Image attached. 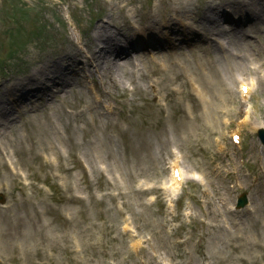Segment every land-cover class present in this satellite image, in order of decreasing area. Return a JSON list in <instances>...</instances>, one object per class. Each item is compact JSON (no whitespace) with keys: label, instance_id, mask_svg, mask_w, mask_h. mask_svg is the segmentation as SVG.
<instances>
[{"label":"rangeland","instance_id":"obj_1","mask_svg":"<svg viewBox=\"0 0 264 264\" xmlns=\"http://www.w3.org/2000/svg\"><path fill=\"white\" fill-rule=\"evenodd\" d=\"M22 1L30 10H39L49 26L45 43H30L14 60L20 72L29 74L38 61L68 57L69 40L76 43L80 32L91 41L101 22L111 23V28L124 25L125 15L118 9L131 2ZM144 1L136 4L138 10ZM5 4L0 0L1 10ZM133 9L132 5L126 9L130 18ZM95 12L99 18L90 21ZM68 13L79 16V29L64 27ZM7 27H0L2 46L7 43L3 32ZM63 32L69 36L66 43L57 40ZM250 36L254 43L239 40L227 46L236 58L217 46L211 53L207 46L205 52L194 53L185 47L184 53L170 51L158 64L142 60L137 68L107 72L103 87L110 96L103 101L116 106L114 113L95 103L91 90L77 85L74 94L51 109L16 117L15 130L0 132V193L7 197L6 205L0 206V264H264V199H258L256 192L249 193L256 213L230 233L217 228L192 234L179 227L175 202L168 207L163 201L172 196L165 184L170 164L178 159L184 172L193 176L179 194L183 192L186 206H193L198 221L203 220L202 191L222 189L221 178L210 175L221 151L209 137L217 132L232 146L223 115L236 107L226 89L236 94L239 72L254 78L252 70L264 62V33ZM9 74L8 79L0 74L1 85L19 79L16 70ZM2 87L0 100H7L11 92ZM258 96L264 112V97ZM0 110L17 115L8 103H0ZM124 223L134 233L122 231ZM134 234L150 239L147 255L143 244L140 251H133ZM241 240L261 247H238Z\"/></svg>","mask_w":264,"mask_h":264},{"label":"bare ground","instance_id":"obj_2","mask_svg":"<svg viewBox=\"0 0 264 264\" xmlns=\"http://www.w3.org/2000/svg\"><path fill=\"white\" fill-rule=\"evenodd\" d=\"M162 3H165V0H160ZM173 1V0H171ZM187 4L186 6H184V2ZM192 0H175L174 2H171L170 4L168 2H166L167 4L170 5V7L175 8L177 10H174V13L176 14V16L178 18H184V16L189 17V12L186 11L187 8L191 9L192 8ZM180 2L183 6H179ZM128 4V3H127ZM127 4L125 6H123L122 8L125 9V7L127 6ZM207 6L210 7L209 10V14L212 16H217V13L215 12V8L216 7H222V8H228V7H232L234 9V11L241 16V18L243 20L246 21L247 16L246 15H242L240 12L245 11V12H249V19L251 20V23H258L264 20V0H209L208 2L205 3ZM178 10H182V11H178ZM206 10V11H207ZM208 15L205 14L203 16V19H205ZM178 18H175L173 23H169L168 22H164L162 24H160L161 22H155L153 19H149L146 22V25L142 28V29H138V28H134L131 24L129 25V29L130 31L133 33L134 36H138L141 35L143 33H149V32H155V33H161V32H165L164 34L160 35V41H165L168 42L171 38L170 33H177V34H185L187 32L188 29H191V27L189 26H184L183 23L181 22V20H179ZM105 28H109L106 25H102L101 27H98L97 30L95 31L94 34L95 35V42L96 44H94L92 46L93 50L95 51V55L98 56V58H102V60H104L105 58H107L106 56H108V52L110 47H105V46H100V42L105 38V37H109V31ZM216 30V29H215ZM217 31V30H216ZM211 33H213L212 31H210ZM115 34H118V31L115 32ZM156 34V35H159ZM219 35H223L222 32H218ZM150 37L147 38V40ZM156 39V38H154ZM150 42V41H148ZM172 42V41H171ZM171 42L168 43V45H170L169 47H174V44H170ZM207 42H205L204 44H206ZM152 58H154V56H152ZM48 64V63H46ZM56 64V63H53ZM70 67H73L70 65ZM39 73V79H35L34 76H31L29 78V83L27 85H25V88L29 89V92L34 93L36 89H41L40 87H43L45 85H43L44 82H38L40 81V79H44L45 81H49V85H54V83H56V85L61 84V80L59 79V72L55 71V73L57 74L56 77L53 73L51 72H47L45 69L41 68L39 70L36 71V74ZM46 75L48 77H46ZM48 78V79H47ZM264 80V77H263ZM32 83H34L35 87H32ZM69 84V83H67ZM264 85V83H263ZM69 85L65 86L66 88ZM45 88L47 90L48 87L45 86ZM251 88L253 89V85H251ZM62 93H65L64 90H62ZM263 93H264V89H263ZM250 94V93H249ZM56 96V95H55ZM240 111V115H243L244 112H242V110ZM262 127L260 125H255V128H259ZM253 158L258 161L260 164L264 165V150H262V152H260L256 147H253ZM237 164H234V167H236ZM240 170V169H238ZM259 173L253 174L250 178L246 177L242 171H239L236 177H232L231 181H229L226 185L229 184H234L236 186H239V188H242L241 181H245V182H257V176ZM241 183V184H240ZM240 184V185H239ZM243 185V184H242ZM227 192H230V189L227 188ZM231 199L227 200L224 199L222 196H217V200L215 202H211V205H219L222 209V214L223 216H227L229 218L232 219L233 224L236 226L238 224V222L241 220V218L243 217V213L241 212H236L231 210L229 207L233 204V202H231ZM248 213V212H247ZM207 228H209L210 226L208 224L205 225ZM200 228H202V224L199 226Z\"/></svg>","mask_w":264,"mask_h":264}]
</instances>
